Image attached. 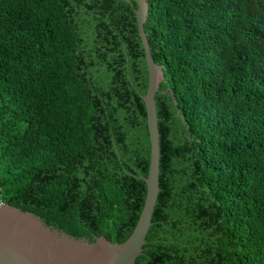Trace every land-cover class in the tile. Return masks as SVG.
<instances>
[{
  "label": "trees",
  "instance_id": "obj_1",
  "mask_svg": "<svg viewBox=\"0 0 264 264\" xmlns=\"http://www.w3.org/2000/svg\"><path fill=\"white\" fill-rule=\"evenodd\" d=\"M147 2L159 191L134 264H264V0ZM136 7L0 0V198L90 242L146 197Z\"/></svg>",
  "mask_w": 264,
  "mask_h": 264
},
{
  "label": "water",
  "instance_id": "obj_2",
  "mask_svg": "<svg viewBox=\"0 0 264 264\" xmlns=\"http://www.w3.org/2000/svg\"><path fill=\"white\" fill-rule=\"evenodd\" d=\"M134 1L137 3V28L148 69V86L143 100L151 152L148 174L140 176L146 183V197L133 231L122 242H111L103 235L90 242L58 231L32 212L4 203L0 198V264H134L135 258L141 254L159 191L160 146L155 94L163 79V65L153 59L143 29L148 2Z\"/></svg>",
  "mask_w": 264,
  "mask_h": 264
}]
</instances>
